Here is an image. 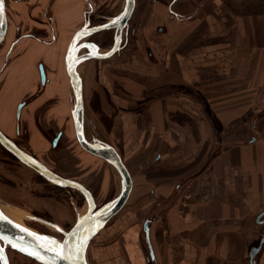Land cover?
Segmentation results:
<instances>
[{
	"label": "crops",
	"instance_id": "1",
	"mask_svg": "<svg viewBox=\"0 0 264 264\" xmlns=\"http://www.w3.org/2000/svg\"><path fill=\"white\" fill-rule=\"evenodd\" d=\"M5 1L8 41L18 26L44 37L52 26L56 39L24 36L0 61V126L10 128L17 103L31 98L22 110L28 147L103 201L119 188L112 167L82 148L106 169L74 177L64 166L75 164L68 151L77 144L65 55L87 9L89 26L99 25L125 0ZM169 1L135 0L120 50L81 65L86 113L133 178L129 204L92 240L96 255L102 264H250L260 245L254 259L264 264V0ZM110 32L95 35L103 42ZM61 129L52 149L48 134Z\"/></svg>",
	"mask_w": 264,
	"mask_h": 264
},
{
	"label": "water",
	"instance_id": "2",
	"mask_svg": "<svg viewBox=\"0 0 264 264\" xmlns=\"http://www.w3.org/2000/svg\"><path fill=\"white\" fill-rule=\"evenodd\" d=\"M134 8L135 0H125L123 10L112 20L99 25L88 26L86 24L74 34L65 55L66 77L73 99L72 118L77 142L84 151L112 167L117 172L118 177L120 174V191L117 192L111 199L104 202V204L98 206L93 193L84 184L77 180L64 177L50 169L33 155L20 149L0 130V143H2V145L18 159L34 169L49 182L61 187L79 190L85 196L88 204L87 211L83 215L77 217L74 225L70 229L62 231V240L49 237L19 225L20 228L27 229L28 232L35 233L36 236L54 240L57 246H63L64 255L66 257L70 256L71 259H61L55 253L38 247V242L35 238L28 235L27 232H21L20 228L16 227L18 224L7 218L1 210L0 214H2V216L6 219H0V237L4 238L0 239V255H4L6 246L12 247V244L15 243L18 247H12L13 249L18 250L20 246H23L29 250L39 252L40 255L44 257L43 260L37 259L34 256L26 254V252L18 250L36 259L42 264H90L87 256L88 245L92 242L94 236H96V234L105 226V224L115 218L129 204L133 190V178L131 172L114 146L103 141L96 134L95 127L86 113L82 77L78 73L77 67L80 64H84L85 61L107 60L120 50L123 41V32L134 12ZM106 29L114 30L113 42L108 51L101 53L99 52L100 46L97 43L87 40L84 41V38L87 36ZM7 31L8 21L6 14V1L4 0L3 24L0 26V37H2V39H0V45L3 43ZM40 70L42 81H44L45 72L42 65H40ZM21 106L22 104H20L19 107ZM56 140L57 138L55 141ZM159 157L160 154L157 155V159ZM263 214L264 211L258 218H260ZM149 222L150 219L148 218L144 221V232L149 246L150 258L154 259V252L149 242ZM21 237L23 239H21ZM1 241L4 242V245L1 244ZM263 241L264 235L261 242ZM259 248L260 245L252 247L250 251V264H256L254 256Z\"/></svg>",
	"mask_w": 264,
	"mask_h": 264
},
{
	"label": "rangeland",
	"instance_id": "3",
	"mask_svg": "<svg viewBox=\"0 0 264 264\" xmlns=\"http://www.w3.org/2000/svg\"><path fill=\"white\" fill-rule=\"evenodd\" d=\"M87 38H89L90 41L97 43L100 48L104 49L103 44L106 42V40L109 41L111 46L112 32L108 34L107 39L99 43L97 41L100 39V37L96 36L95 33L92 34V37L90 35L87 36ZM5 47V45H1L0 52L3 53ZM80 71V76L82 75L81 77H83L84 71L81 66ZM69 99L71 105L73 106L70 88ZM70 122L73 124L72 115L70 116ZM73 136L74 141L77 142L75 137L76 135L74 134ZM77 144L71 146L72 148L68 151L75 164L64 165L69 166V168H67L69 170H66L67 172L69 171V175L79 177V174L84 167L88 168L87 175H91V171L99 172L102 169H106V166L101 165L100 163H91L90 158L78 151V149L81 147L78 148L80 145L78 144L77 146ZM4 154L6 155L7 152L1 149L0 156ZM93 158L96 160L95 157ZM98 161L102 162L100 159ZM12 163V169L16 172H14L15 175L6 174L5 170H3L2 166L0 165V203H6L9 207L14 208L13 210L16 212L29 214L24 220L28 229L60 240L63 237L62 231L70 229L74 225L75 219L81 213H83L86 208L87 201L79 191L55 186L54 184L43 179L36 171L32 170L26 164L22 162ZM49 165L53 168L56 167V164L51 162H49ZM62 168H60V170ZM114 172L118 181V174L115 170ZM4 174H6L7 177H5ZM17 182H19V184H17ZM118 189H115L114 192L117 193ZM114 192L110 196L106 197V199L103 201L99 200L97 202L98 205L104 204V202L111 199L112 195L116 194ZM48 223L54 224V226H57L59 230H53L52 227H50L51 225ZM97 248L98 247L94 240L90 246V249H88V258L91 264H102L101 260L96 255V252L99 250ZM9 250L12 264H42L32 260L30 256L16 249L10 248Z\"/></svg>",
	"mask_w": 264,
	"mask_h": 264
},
{
	"label": "flooded vegetation",
	"instance_id": "4",
	"mask_svg": "<svg viewBox=\"0 0 264 264\" xmlns=\"http://www.w3.org/2000/svg\"><path fill=\"white\" fill-rule=\"evenodd\" d=\"M177 0H170L168 5L170 6V4L176 2ZM48 22H50V17H48L47 19ZM91 23V9H87L85 12V21L82 27H84L86 24L89 26ZM81 27V28H82ZM80 28V29H81ZM114 33V32H113ZM16 37L13 41H11V46L10 49L8 50L6 56L4 57V54L2 56V58L0 59L1 64L4 66L6 65V62L10 59L11 53L13 51V48L15 47V45L18 43V41L24 37V36H29L34 38L35 40L39 41V42H46V43H53L56 39L53 31H52V26H49V32L47 37H44L42 34H39L36 30L33 32H29V33H25L22 34L21 33V27L18 26L16 28ZM74 36V35H73ZM73 38V37H72ZM72 40V39H71ZM71 42V41H70ZM102 42L100 39L97 41ZM112 42H113V37H112ZM70 44V43H69ZM112 44V43H111ZM123 44V41H122ZM1 45H5L6 44H1ZM0 45V46H1ZM122 46V45H121ZM1 53V52H0ZM40 65L43 66L44 72H45V80L42 81V75H41V70H40ZM38 70H39V74H40V84L44 85L47 81V75H46V70H45V66L42 62L38 63ZM31 100V98H25L21 101H19L16 105V108L14 110V122L10 125V128H3L2 126H0V130L15 144L17 145L20 149H22L23 151L27 152L28 154L33 155L35 158H37L39 161H41L43 164H45L47 167H49L50 169L54 170L51 166L47 165L42 159L41 157L34 152L30 147H28V140H29V133L26 127L23 126L22 124V110L23 108L29 103V101ZM20 104H22L21 107ZM37 127L38 129L44 134V128L41 125V123L37 120ZM63 130H59L56 133L50 135L48 134L49 137V141H50V146L52 149H55L59 142L60 139L63 135ZM76 134V133H75ZM57 138V140L55 141V139ZM55 141V144H54ZM3 149L4 151L7 152V154L5 155H1L0 156V165L2 166L3 170H5L6 174H10V175H15L14 174V170L13 168V163L12 162H18L21 163L22 161L20 159H18L13 153H11L6 147H4L2 145V143H0V150ZM23 163V162H22ZM55 171V170H54ZM16 173V172H15ZM4 174L5 177H7V175ZM40 175V174H39ZM41 176V175H40ZM43 179H45L43 176H41ZM1 178V177H0ZM16 179L18 180V178L16 177ZM72 179V178H71ZM47 180V179H45ZM75 180V179H74ZM48 181V180H47ZM78 181V180H77ZM49 182V181H48ZM80 182V181H79ZM51 183V182H50ZM82 183V182H81ZM17 184H19V182H17ZM53 184V183H52ZM83 184V183H82ZM57 187H61L58 186L56 184H54ZM68 188V187H65ZM88 188V187H87ZM71 190H76L74 188H69ZM79 191V190H77ZM80 192V191H79ZM81 193V192H80ZM83 195V193H81ZM83 197L85 198V196L83 195ZM95 197V196H94ZM86 200V198H85ZM97 202V201H96ZM101 205V204H100ZM99 206V205H98ZM93 242V241H92ZM10 246H6L5 247V253L4 255H0V264H12L11 258H10ZM32 258V257H30ZM32 260L37 261L36 259L32 258Z\"/></svg>",
	"mask_w": 264,
	"mask_h": 264
},
{
	"label": "snow or ice",
	"instance_id": "5",
	"mask_svg": "<svg viewBox=\"0 0 264 264\" xmlns=\"http://www.w3.org/2000/svg\"><path fill=\"white\" fill-rule=\"evenodd\" d=\"M3 14H4V0H0V26H2V24H3ZM114 23H115V21H114ZM0 39H2V37H0ZM0 219H6V218L3 217L2 214H0ZM16 227L20 228L19 225H16ZM20 231L21 232H27L28 235L33 236L35 238V240L38 242V247L45 249L46 251H50V252L55 253L61 259H71L70 256L66 257L64 255L63 246H57L56 242L54 240H51V239L46 238V237L36 236L35 233L28 232L27 229L20 228ZM0 239H4V238L0 237ZM21 239H23V238L21 237ZM12 247L17 248L18 246H17V244L13 243ZM18 250L26 252V254L34 256L37 259H40V260L44 259V257L41 256L39 252L34 251V250H29L26 247L20 246Z\"/></svg>",
	"mask_w": 264,
	"mask_h": 264
},
{
	"label": "bare ground",
	"instance_id": "6",
	"mask_svg": "<svg viewBox=\"0 0 264 264\" xmlns=\"http://www.w3.org/2000/svg\"><path fill=\"white\" fill-rule=\"evenodd\" d=\"M6 14H7V10H6ZM7 21H8V18H7ZM8 40L6 39V36H5V38H4V40H3V43L2 44H7L6 45V48H5V51H4V57L6 56V54H7V52H8V50L10 49V46H11V42L10 41H8V43H6ZM85 41V40H84ZM110 48V47H109ZM109 48L108 49H106V50H104V51H101V50H99V52H101V53H104V52H106V51H108L109 50ZM117 53V52H116ZM86 62V61H85ZM82 64H80L78 67H77V71H78V73L79 74H81L80 72V66H81ZM64 67H65V65H64ZM65 71H66V69H65ZM82 76V75H81ZM82 88H83V77H82ZM31 168V167H30ZM32 169V168H31ZM32 170H34V169H32ZM35 171V170H34ZM120 189H121V176H120V174H119V190H118V192L120 191ZM87 208H88V204L86 203V208H85V210L83 211V213H81L79 216H81V215H83L86 211H87ZM14 208H11V207H9L6 203H0V210H1V212L7 217V218H9L11 221H13L14 223H16V224H18V225H20V226H22V227H24V228H27L26 227V225H25V222H24V220H25V218L27 217V215H29V214H27V213H25V214H22V213H19V212H16L15 210H13ZM77 220V218L75 219V221ZM49 225H51L50 227H52V229L53 230H55V231H58L59 230V228L57 227V226H54V224H51V223H48ZM106 225H107V223L105 224V226L96 234V236H98L101 232H102V230L106 227ZM54 227V228H53ZM96 236H94V238L96 237ZM60 240H62V238L60 239ZM1 244L2 245H4V242L3 241H1ZM90 244H91V242H90ZM90 244L88 245V249H89V247H90Z\"/></svg>",
	"mask_w": 264,
	"mask_h": 264
}]
</instances>
